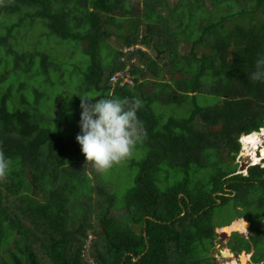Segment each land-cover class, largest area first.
Here are the masks:
<instances>
[{"label": "trees", "instance_id": "16d2710c", "mask_svg": "<svg viewBox=\"0 0 264 264\" xmlns=\"http://www.w3.org/2000/svg\"><path fill=\"white\" fill-rule=\"evenodd\" d=\"M138 5L134 0H0V147L12 160L7 179L0 181V264H42L38 251L50 264H88L81 256L91 229V205L73 199L85 193L82 178L88 163L75 139L85 95L138 97L143 107L137 115L147 132L135 147L142 148V157L133 152L125 160L136 174L122 205L115 203L110 182L113 192L98 188L99 229L93 230L96 239L87 254L96 264H213L208 254L201 258V248L211 247L214 227L220 226L214 224V211L223 212L230 204L244 209L255 194L261 196L254 203L256 224L261 223L264 168L252 166L246 176L231 174L239 136L264 126V82L249 79L258 54H264V0ZM144 11L145 19L139 15ZM118 20L135 35L124 39L125 46L140 44L156 57L136 48L140 65L123 63L122 50L109 48L111 61L104 65L96 47L110 37L109 28ZM45 33L81 44L87 57L76 93L57 97L61 109L54 110L65 116L50 120L36 109L47 94L41 79L53 85L50 66L57 63L40 47ZM126 64L133 85H112L111 76ZM22 78H29L28 83ZM167 105L187 106L188 114L166 116L156 108ZM114 211H121L117 218ZM130 224L139 226L138 234ZM237 232L238 245L233 240L227 245L231 252H251L253 264H264L259 245L264 230L254 229L248 239ZM237 258L242 263L248 255Z\"/></svg>", "mask_w": 264, "mask_h": 264}, {"label": "rangeland", "instance_id": "374dc122", "mask_svg": "<svg viewBox=\"0 0 264 264\" xmlns=\"http://www.w3.org/2000/svg\"><path fill=\"white\" fill-rule=\"evenodd\" d=\"M136 3H138V7L137 9H140L142 7V4H148V5H152V1H156V0H134ZM176 0H168V3L170 6L173 5V3H175ZM138 11H136L135 14H137ZM139 15H142V18L145 19L147 16V12H140ZM164 15H167V13H164ZM119 22L114 23L112 26H110L109 30H110V37L107 38V40H104V43L101 42L97 47H96V54H101V58L103 60L104 65L109 63L111 61V56H110V51L111 50H117L119 51L120 49L122 50V54L126 51H129L131 49H134L138 46H140V44H137L136 46L133 47H126L123 43H124V39L126 37H133L135 35H133L131 32V28L129 27L130 25L127 24L126 22H123L122 20H118ZM140 30V34H143V28L144 26L142 25L141 27H139ZM44 40L42 42V45L40 47H42L43 49H45L50 56L52 57V59H55L57 61L56 66H54L53 68H51L52 66H50V75L52 76L53 80L52 82L54 83L53 85L48 84L46 85L44 83V79H41L42 82V87L44 90H46V95H44V101L36 106L37 112L39 114L42 115V117L46 120H50L56 117L59 118H63L65 116L64 111L63 112H58L54 110V107L57 108V110L61 109V104H56L57 101V97H66L72 94H75L77 89H78V85L79 82L82 81L83 79V75L86 72V61H87V57L85 56L84 52L81 51V44H76L73 41H61L58 38L54 37V36H49L47 35V33L44 34ZM235 44H239L238 41H235ZM104 45L107 47V49L104 50ZM142 50H144L145 52H147V56H151V57H156L155 54L153 53V51L148 50V48H146L145 46H140ZM186 46L181 47L185 48ZM111 50H110V49ZM121 55V54H120ZM165 55V53L163 54ZM121 57L119 58L120 61ZM162 60H165V58H162ZM138 58H132L131 60H129V63L134 62L136 65H140V61L138 63ZM54 61H52L53 63ZM161 60L158 62L159 66L161 68H164V66H162V64L160 63ZM166 62V60H165ZM143 64V63H142ZM129 66L126 65V68H128ZM125 68V69H126ZM164 75H165V79L167 82L170 83L171 78V74L169 72V68H165L164 71ZM173 78L175 76H172ZM149 78V77H148ZM21 82L27 84L29 81V78H22L20 80ZM152 82L151 79H149L148 83L150 84ZM36 85H40L39 82H36ZM151 91V89L149 87L146 86V91ZM200 96L202 94H199ZM204 95V94H203ZM86 96V95H85ZM202 97V96H201ZM205 97H207V95H205ZM206 100H209L208 102H211L212 98L207 97ZM69 107H71L68 104ZM156 108L160 111H163V113H165L166 116H170L171 114L175 113L177 115H186L188 114L189 108L187 106H181V107H177L174 105H167L164 107H160V106H156ZM67 110V109H66ZM55 111V112H54ZM58 114V115H56ZM256 136L259 137V135L257 134ZM261 142H262V138H264V136H261ZM243 141V139H242ZM243 145H244V141H243ZM264 145V143H263ZM244 155L243 152H240L236 155L235 157V163L237 165V170L235 174H241L242 176H246L247 173V165L254 163H258L259 162V157H257L255 155L254 152V156H247V150L249 148V144L247 142V144L244 145ZM241 149V146H240ZM142 148H135L134 149V156L137 157H142ZM136 158V157H135ZM252 161V162H251ZM263 163L262 161L259 162ZM263 164L260 165L261 168ZM235 167V166H234ZM233 167V168H234ZM226 168H228L226 166ZM242 169H245L242 171ZM85 175L82 178V184L85 187V193H81V194H75V196L73 197V199L75 200V202L77 203L78 201L84 202V203H89L91 205L89 213H90V217L88 218L87 221H89L88 225L91 227V229H88L87 233L91 234L92 236H95V234L93 233V230H97L99 229V224H98V214L100 213V201L102 200V194L98 195V188H103L104 192L106 194H109L110 192H113L112 189L114 188V196H115V200H116V204H118V206L122 205V201H123V197L124 194L126 192V190L131 187L134 183V176L136 174V169H131L130 166L128 165L127 161H122L120 164L118 165H114L109 171L105 172V173H101L99 171H97L94 166L92 165V163H88L87 167L85 169ZM113 185H110V183ZM92 186V190L91 192H87L88 189ZM91 195V196H90ZM90 196V197H89ZM37 198H39L40 200L42 199L41 196H37ZM259 198H261V196H257L256 194L254 195V197H251V199L249 200V202H252L251 204L247 205L246 207H244V209H239V208H234L232 209L231 206L232 204H230V208L225 210L222 212L220 210H215L214 211V215H213V221L214 224L216 225H223L225 223L228 222V219L231 217L232 218H236L235 216H237V214L239 216L245 217V218H249L252 223H253V229L252 231H254V229H258L259 224L257 225L256 222V215L258 214V208H256V205L254 204L256 199L258 200ZM104 199V198H103ZM121 213V211H114L113 214L114 216L117 218L118 214ZM72 215L70 213V218L68 219V225L71 226L72 225ZM241 219V218H239ZM237 220V219H236ZM235 221V219H234ZM233 221V222H234ZM231 222V223H233ZM75 223V222H74ZM238 226H236L237 228H239L243 233L237 232V231H233L231 226L232 224L228 225L227 228H225L226 226H219V228L214 232L216 237H214L211 240V247L209 246L208 250L207 249H203L201 248V251L204 252L205 255H202L201 258L205 259V256L208 254V256H211L212 263L213 264H228V262H230V258H225L223 257L222 254V249L224 251V249L227 248L228 242L230 240H233L232 242L238 245V240H235V234H233L234 232H237L240 236H243L245 239H248V234L246 233L247 228L249 227V223H247L245 220H241V222L239 223H235ZM130 227L134 230V233L138 234L140 231V228L138 225H133L130 224ZM225 229V233H223V230ZM260 230V229H259ZM87 234V235H88ZM96 239V236H95ZM210 243V242H208ZM260 246H263L264 248V244L263 241L259 242ZM203 246L206 247L207 246V242L205 241L203 243ZM262 249V247H261ZM207 250V251H205ZM227 250V249H226ZM229 250V249H228ZM227 250L228 253H230L231 255L233 253L229 252ZM242 253V252H240ZM239 253V254H240ZM250 254H252L250 252ZM38 258L41 261L42 264H50L47 257L40 251L37 252ZM248 255V254H246ZM237 255L236 253L232 255V257H234L235 260H237ZM244 258V257H243ZM200 259V258H199ZM227 263H226V262ZM208 263H210L208 261ZM207 263V264H208ZM238 264H253L252 260H251V256L247 258V261H243L242 263H239V261L237 260ZM262 264V263H259Z\"/></svg>", "mask_w": 264, "mask_h": 264}, {"label": "clouds", "instance_id": "9594fccd", "mask_svg": "<svg viewBox=\"0 0 264 264\" xmlns=\"http://www.w3.org/2000/svg\"><path fill=\"white\" fill-rule=\"evenodd\" d=\"M136 48L141 49L140 46ZM134 49L124 52L120 56V61L123 59L122 62L126 63L132 58L136 59ZM129 53L132 55H128ZM249 79L264 82V54H258L255 70L251 72ZM142 107L143 102L138 97L131 99L80 97V132L75 139L80 145L86 164L90 162L97 171L105 173L114 165L132 157L135 147L147 139L143 121L137 115ZM242 135L239 136L238 143L243 149V144L239 141ZM263 143L264 138H262V146H264ZM11 166L12 160L5 156L3 148L0 147V181L7 179ZM252 166H259V164ZM245 254H248V257L252 255L246 252Z\"/></svg>", "mask_w": 264, "mask_h": 264}, {"label": "built area", "instance_id": "2783aa9c", "mask_svg": "<svg viewBox=\"0 0 264 264\" xmlns=\"http://www.w3.org/2000/svg\"><path fill=\"white\" fill-rule=\"evenodd\" d=\"M122 61H123V59H122ZM133 63L134 62H132V64ZM126 65H128L129 67L126 68V66H125L126 69L124 68V69L117 70L111 76L110 83L112 85H117V83H119L120 86H122V85H124L126 83L131 85V86L133 85V75L129 71L130 70V65L129 64H126ZM242 139H243L242 137L239 139L241 144H243L242 143ZM257 146L261 147L262 144H259ZM257 150L258 149L255 150V154H257ZM93 239H94V236H92L91 234H88L87 237L84 239V243H83V246H82V248H83L82 250L83 251H82V256L81 257L83 259H86L88 264H96L95 261L92 258L87 256L88 251H89V249H90V247L92 245Z\"/></svg>", "mask_w": 264, "mask_h": 264}, {"label": "bare ground", "instance_id": "6f19581e", "mask_svg": "<svg viewBox=\"0 0 264 264\" xmlns=\"http://www.w3.org/2000/svg\"><path fill=\"white\" fill-rule=\"evenodd\" d=\"M257 134H254V135H252L251 136V138H244L243 139V141H244V145L245 144H247V142H248V144H249V148H248V150H247V156H254V152H255V150L256 149H258L259 150V148H258V146L257 145H259V144H261V136H264V129L261 131V133H259L258 135H259V137L258 136H256ZM244 145H243V149L245 148L244 147ZM242 152H243V155H244V150H242ZM256 155V154H255ZM257 156V155H256ZM259 157V159H264V156L262 155V156H258ZM262 161V160H261ZM264 163V162H263ZM262 163V164H263ZM253 165H256V163H254L253 162ZM241 220H244V219H237V220H235L233 223H232V226L233 227H235L236 229H237V231L238 232H240V233H243L239 228H237L236 226H238L237 224H235V223H239V222H241ZM246 221V220H245ZM247 222V221H246ZM227 249V248H226ZM226 249H224V251H223V249H222V254H223V257H225V258H230V262H228V264H238L237 263V260H235L234 259V257H232V255L230 254V253H228L227 252V250ZM229 251V250H228ZM230 252V251H229ZM239 261V260H238ZM247 261V260H246ZM226 262V261H225ZM227 263V262H226ZM239 263H241V262H239ZM242 264H244V263H242Z\"/></svg>", "mask_w": 264, "mask_h": 264}, {"label": "flooded vegetation", "instance_id": "af4514ba", "mask_svg": "<svg viewBox=\"0 0 264 264\" xmlns=\"http://www.w3.org/2000/svg\"><path fill=\"white\" fill-rule=\"evenodd\" d=\"M242 149V148H241ZM241 149H239V151H238V153L240 152V150ZM257 156H260L259 154H258V152H257ZM252 162V161H251ZM263 162H264V160H263ZM235 163V162H234ZM252 165H253V163H252ZM260 165H261V163L259 164V167H260ZM251 168V164H249V165H247V168ZM248 168V169H249ZM236 170H237V168L235 169V171H234V173L233 174H231V175H235V173H236ZM243 170H245V169H242V171ZM248 174V170H247V173H246V175ZM250 182H255V181H250ZM252 195H253V193H252ZM249 196H250V194H249ZM230 207H229V205H224V209L226 210V209H229ZM235 208H239V209H242L243 210V208H241V207H239V206H237V207H235ZM237 216H238V214H237ZM236 216V217H237ZM249 223H250V225H249V227L247 228V230H246V233L248 234V238H250L252 235H253V232L254 231H252V229L254 228L253 226V223H252V221L251 220H249L248 221ZM262 223L264 224V217L261 219V223H259V227H261L262 228ZM221 226H224V225H220V227ZM263 230H264V228H262Z\"/></svg>", "mask_w": 264, "mask_h": 264}, {"label": "water", "instance_id": "95a60500", "mask_svg": "<svg viewBox=\"0 0 264 264\" xmlns=\"http://www.w3.org/2000/svg\"><path fill=\"white\" fill-rule=\"evenodd\" d=\"M264 129V126L263 127H260L259 129H258V131H254V132H250V133H247V134H244V135H242V138H251V136L253 135V134H259V133H261V131ZM258 154L260 155V156H264V146H261L260 148H259V150H258ZM264 160V159H263ZM262 164V163H261ZM263 168H264V163H263V166H262ZM227 210V209H226ZM247 223H249L248 221H247ZM249 225H250V223H249ZM219 227L218 226H215L214 227V229H215V231L218 229ZM262 228H264V224L262 223ZM147 249H148V245H147V248H146V250L144 251V253L147 251ZM242 253H245L244 251H242ZM143 255V253L140 255V256H142ZM239 255V254H238ZM139 256V257H140ZM138 257V258H139ZM138 258H136V259H133V261H136Z\"/></svg>", "mask_w": 264, "mask_h": 264}, {"label": "crops", "instance_id": "0c3cea01", "mask_svg": "<svg viewBox=\"0 0 264 264\" xmlns=\"http://www.w3.org/2000/svg\"><path fill=\"white\" fill-rule=\"evenodd\" d=\"M235 219H238V217H236ZM227 248H228V246H227ZM229 249V248H228ZM231 251V250H230Z\"/></svg>", "mask_w": 264, "mask_h": 264}]
</instances>
